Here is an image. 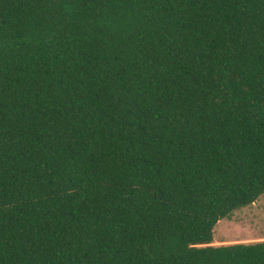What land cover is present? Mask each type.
Listing matches in <instances>:
<instances>
[{
	"label": "trees",
	"instance_id": "obj_1",
	"mask_svg": "<svg viewBox=\"0 0 264 264\" xmlns=\"http://www.w3.org/2000/svg\"><path fill=\"white\" fill-rule=\"evenodd\" d=\"M263 193L264 0H0V264H264Z\"/></svg>",
	"mask_w": 264,
	"mask_h": 264
},
{
	"label": "rangeland",
	"instance_id": "obj_2",
	"mask_svg": "<svg viewBox=\"0 0 264 264\" xmlns=\"http://www.w3.org/2000/svg\"><path fill=\"white\" fill-rule=\"evenodd\" d=\"M264 240V193L254 202L236 209L214 228L212 245Z\"/></svg>",
	"mask_w": 264,
	"mask_h": 264
}]
</instances>
